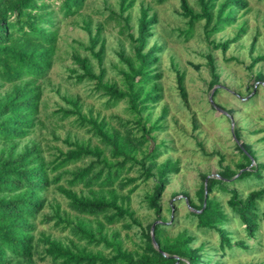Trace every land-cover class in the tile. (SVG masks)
<instances>
[{"label": "trees", "instance_id": "16d2710c", "mask_svg": "<svg viewBox=\"0 0 264 264\" xmlns=\"http://www.w3.org/2000/svg\"><path fill=\"white\" fill-rule=\"evenodd\" d=\"M85 2L0 0V264H37V260L45 259L50 264H209V248L224 250L235 245L247 249L244 239L231 241L232 232L226 228L231 217L214 194L216 189L229 193L226 202L232 215L257 242L255 237L264 220V186L240 195L233 183L261 177L264 163L257 160L251 145L238 143L235 129L242 158L235 162V168L226 165L217 175L203 174L194 197L183 191L180 198L185 199L186 216L196 220L198 231L218 233V246L207 248L204 242L193 246L197 237L186 227L170 233V227L178 223L176 208L173 204L164 207L161 196L179 166L171 158L156 162L169 148L166 139L156 140V133L164 127L166 104L151 121L154 108L163 98L159 65L164 43L154 39L149 44L157 23L156 10L141 6L134 32L129 12L134 0H119L118 11L105 9L109 12L106 18L116 19L130 44V53L123 47L117 51L120 67H113L118 69V79L107 76L103 63L106 40L102 30L107 19L97 23L93 32L92 20L82 18L87 41L66 43L64 53L72 63L66 68L70 83L93 82L91 90L106 97L103 107L124 104V116H111L115 125L101 115V109L94 111L80 94L64 92L61 83H54L50 71L61 58L58 26L83 16ZM197 4L200 11L188 0H180L181 13L189 18L188 34L194 22L203 19L206 38L233 21L239 8L246 7L245 0H197ZM239 35L237 32L231 39L212 43L224 52ZM209 67L208 86L212 88L220 83L212 56ZM175 72L179 97L187 105L184 72L177 67ZM218 89L211 92V100ZM50 92L62 103L55 102L48 111ZM66 124L86 128L98 142L92 143L90 136L78 138L70 129L61 135L58 130ZM193 127L197 128L194 118ZM198 145L207 156L215 153L206 151L201 142ZM134 169L138 174L128 175ZM138 179L153 181L143 197L155 215L147 224L130 205ZM55 194L65 200L67 208ZM46 207L49 210L44 212ZM163 210L172 217H166ZM49 222L66 233L56 236L38 228V223ZM119 222L126 229L123 236L114 227ZM132 227L138 228L133 233L136 240L131 237ZM128 240L131 247L126 244Z\"/></svg>", "mask_w": 264, "mask_h": 264}, {"label": "rangeland", "instance_id": "374dc122", "mask_svg": "<svg viewBox=\"0 0 264 264\" xmlns=\"http://www.w3.org/2000/svg\"><path fill=\"white\" fill-rule=\"evenodd\" d=\"M188 1L196 11H200L197 0ZM245 1L246 7H241L236 11L235 19L208 38L204 33L203 19L194 22L193 30L187 33L189 18L181 13L180 0H166L162 3H157L156 0H134L129 10L130 25L134 32L141 6L150 5L153 10L157 11V23L154 25V35L149 44H152L154 39L164 43L159 65L162 72L160 84L163 98L154 108L151 121L161 113L162 104H166L168 111L164 117V127L156 133V140L166 139L169 148L157 156L156 162L160 163L171 158L178 161L179 166L177 173H171L163 190L161 202L164 207L173 204L176 208L178 223L170 227V233L174 234L178 229L188 228L197 237L193 246L204 242L207 248L217 247L218 233L198 231L195 228L196 220H191L186 216L188 207L185 199L180 198L183 197V191L187 192L190 197H194L203 181V174H206V177L217 175L226 165L235 168V162L242 158L237 149L234 129L240 137L238 143L245 142L251 145L255 150L257 160L264 163V0ZM118 2L119 0H86L81 10L83 16H77L59 24L60 48L58 53L61 58L56 60V64L50 71L54 83H61L62 91L69 94H80L85 103L92 105L94 111L101 109V115H105L114 125L116 119L111 116H124V104L120 102L115 106L103 107L101 103L106 100V97L91 90L93 82L71 84L67 78L66 68L72 63L64 51L67 50L66 43L68 42L87 41L88 33L83 28L82 18L92 20L91 28L94 32L96 24L107 19L109 12L105 9L118 11ZM74 21H77V25H72ZM105 22L102 30L106 40L103 63L107 76L118 79V69L113 67V65L120 67L117 51L123 47L126 53H130V44L125 34L121 33L116 19H107ZM240 27L243 28L241 31H239ZM237 32H240L238 39L231 42L224 52L214 47L212 41L231 39ZM209 56L214 59L220 81L212 88L208 86L211 79ZM176 67L184 72V82L188 93L187 105L180 99L176 88ZM95 70L98 71L97 68ZM215 87L219 89L214 99L211 100V92ZM57 101L62 103L57 94L50 92L47 98L48 111L54 108ZM230 109L233 112H228ZM193 118L196 120V129L193 127ZM66 129L77 132L78 138L87 139L90 136L92 143L98 142L91 132L86 131V128L66 124L64 129L58 131L64 135ZM38 133L36 130L35 134L38 135ZM198 142L203 143L206 151L215 153L211 156L205 155ZM137 174L136 169L128 173L131 176ZM261 175L259 178L250 180L236 179L233 185L240 195H244L248 189L264 186V171ZM137 183L138 187L130 195V205L143 224H147L154 219L155 215L146 207L143 197L144 193L152 188L153 181L149 179L145 183L142 179H138ZM214 194L231 217L230 222L226 224V228L232 232L231 241L244 239L248 243V248L243 249L235 245L224 250L209 248L212 260L209 264L248 262L264 264V220L260 222L259 232L255 237L257 242L254 243V240L244 232L243 224L232 215L226 202L229 193L219 192L216 189ZM49 196L51 197V194ZM55 196L61 202V206L67 208L65 200L59 194ZM48 210L49 208L46 207L44 212ZM162 213L168 218L172 217L166 210ZM114 227L120 229L121 235H124L126 229L121 228L120 222L115 223ZM38 228L50 231L56 236L66 233L65 230L52 226V222L38 223ZM137 229V227H132L130 230L133 240L137 239L133 235ZM126 244L131 247V240H128ZM37 264H50V262L49 259L43 262L37 260Z\"/></svg>", "mask_w": 264, "mask_h": 264}, {"label": "water", "instance_id": "95a60500", "mask_svg": "<svg viewBox=\"0 0 264 264\" xmlns=\"http://www.w3.org/2000/svg\"><path fill=\"white\" fill-rule=\"evenodd\" d=\"M153 228H154V224H153L152 227H151V231L153 230Z\"/></svg>", "mask_w": 264, "mask_h": 264}]
</instances>
